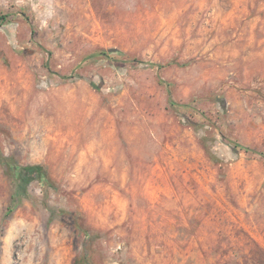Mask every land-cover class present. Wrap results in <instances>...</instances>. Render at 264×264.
<instances>
[{
  "label": "rangeland",
  "instance_id": "obj_1",
  "mask_svg": "<svg viewBox=\"0 0 264 264\" xmlns=\"http://www.w3.org/2000/svg\"><path fill=\"white\" fill-rule=\"evenodd\" d=\"M0 13V264H264V0Z\"/></svg>",
  "mask_w": 264,
  "mask_h": 264
},
{
  "label": "trees",
  "instance_id": "obj_2",
  "mask_svg": "<svg viewBox=\"0 0 264 264\" xmlns=\"http://www.w3.org/2000/svg\"><path fill=\"white\" fill-rule=\"evenodd\" d=\"M8 15L0 13V24H3L7 20ZM110 52H116V50H109ZM99 54L107 55L106 52H101ZM136 60V59H133ZM162 67L163 65H159ZM169 102L171 105L174 104V101L169 97ZM235 148H240L245 152H251V153H256L264 158V152L258 151L256 149L250 148L248 146L241 145L237 142H231ZM0 165L4 169L8 180L14 185L18 180H24L27 176H36L39 180V183L41 184L42 187H46L48 185H51L52 182L47 176L45 169L43 168L42 165L40 164H33V165H20L18 164L12 157L6 156L0 152ZM14 196H12V202L14 201L13 199ZM6 213H10L12 211V208L10 206L7 207ZM63 213H65L63 211ZM68 214V213H66ZM68 216L73 220V226L77 231H80L83 233L86 237L90 236V233H88L86 230H83L79 223H78V218L70 213ZM73 264H92L89 260V257L87 254H81L77 257L74 258Z\"/></svg>",
  "mask_w": 264,
  "mask_h": 264
}]
</instances>
